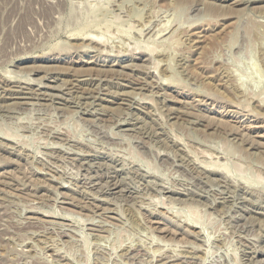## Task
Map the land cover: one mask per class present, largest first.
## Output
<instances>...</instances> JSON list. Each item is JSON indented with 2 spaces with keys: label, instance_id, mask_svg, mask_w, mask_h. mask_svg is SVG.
Instances as JSON below:
<instances>
[{
  "label": "rangeland",
  "instance_id": "1",
  "mask_svg": "<svg viewBox=\"0 0 264 264\" xmlns=\"http://www.w3.org/2000/svg\"><path fill=\"white\" fill-rule=\"evenodd\" d=\"M188 1L0 0V264H264V0Z\"/></svg>",
  "mask_w": 264,
  "mask_h": 264
},
{
  "label": "bare ground",
  "instance_id": "2",
  "mask_svg": "<svg viewBox=\"0 0 264 264\" xmlns=\"http://www.w3.org/2000/svg\"><path fill=\"white\" fill-rule=\"evenodd\" d=\"M185 1H188V0H185ZM184 2V1H183ZM189 2V1H188ZM234 3H235V1H234ZM183 4H185V3H183ZM178 5V4H177ZM216 12V11H215ZM164 262V261H163ZM163 264V263H162ZM166 264V263H165Z\"/></svg>",
  "mask_w": 264,
  "mask_h": 264
}]
</instances>
